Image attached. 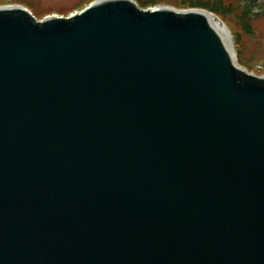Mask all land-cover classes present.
Wrapping results in <instances>:
<instances>
[{
	"label": "water",
	"instance_id": "water-1",
	"mask_svg": "<svg viewBox=\"0 0 264 264\" xmlns=\"http://www.w3.org/2000/svg\"><path fill=\"white\" fill-rule=\"evenodd\" d=\"M209 16L0 7V264H264V76Z\"/></svg>",
	"mask_w": 264,
	"mask_h": 264
},
{
	"label": "rangeland",
	"instance_id": "rangeland-1",
	"mask_svg": "<svg viewBox=\"0 0 264 264\" xmlns=\"http://www.w3.org/2000/svg\"><path fill=\"white\" fill-rule=\"evenodd\" d=\"M97 0H0V7L23 6L32 11L38 18L59 15L69 16L85 9ZM191 0H164L159 6L188 10ZM207 1V0H204ZM220 4V14L212 13L230 31L233 41V52L238 63L250 73L264 76V0H211ZM257 6L252 12L251 33L246 32V6L250 3ZM260 12V13H258Z\"/></svg>",
	"mask_w": 264,
	"mask_h": 264
},
{
	"label": "trees",
	"instance_id": "trees-1",
	"mask_svg": "<svg viewBox=\"0 0 264 264\" xmlns=\"http://www.w3.org/2000/svg\"><path fill=\"white\" fill-rule=\"evenodd\" d=\"M140 7L143 9L151 8V7H156L161 5L164 0H135ZM249 1V0H247ZM257 6L256 3H250V5L246 6V11H245V17H247V24H246V32L251 33V26L248 25V22L251 21V16L252 12ZM188 8H200V9H205L208 10L212 13L220 14V4L213 3L211 0H191L188 1Z\"/></svg>",
	"mask_w": 264,
	"mask_h": 264
},
{
	"label": "bare ground",
	"instance_id": "bare-ground-1",
	"mask_svg": "<svg viewBox=\"0 0 264 264\" xmlns=\"http://www.w3.org/2000/svg\"><path fill=\"white\" fill-rule=\"evenodd\" d=\"M209 17H211V16H209ZM211 18H212L216 23H218V24L222 27L223 31L225 32L226 36L228 37V39H229V41H230V43H231V46L233 47L232 36H231L229 30L227 29V27H226L225 25H223L222 23L217 22V21L215 20V17H211Z\"/></svg>",
	"mask_w": 264,
	"mask_h": 264
}]
</instances>
